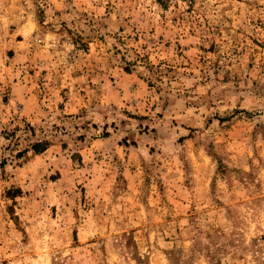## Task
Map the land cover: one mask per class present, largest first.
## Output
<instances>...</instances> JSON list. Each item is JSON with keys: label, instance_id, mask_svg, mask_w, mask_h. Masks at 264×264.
Returning <instances> with one entry per match:
<instances>
[{"label": "rangeland", "instance_id": "1", "mask_svg": "<svg viewBox=\"0 0 264 264\" xmlns=\"http://www.w3.org/2000/svg\"><path fill=\"white\" fill-rule=\"evenodd\" d=\"M0 264H264V0H0Z\"/></svg>", "mask_w": 264, "mask_h": 264}, {"label": "trees", "instance_id": "2", "mask_svg": "<svg viewBox=\"0 0 264 264\" xmlns=\"http://www.w3.org/2000/svg\"><path fill=\"white\" fill-rule=\"evenodd\" d=\"M37 146H38V145H34V146H33V149H34L35 151H36V147H37Z\"/></svg>", "mask_w": 264, "mask_h": 264}]
</instances>
